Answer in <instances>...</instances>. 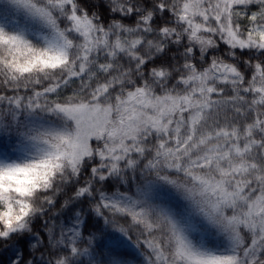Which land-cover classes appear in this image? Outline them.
Returning a JSON list of instances; mask_svg holds the SVG:
<instances>
[{"label":"snow or ice","instance_id":"snow-or-ice-1","mask_svg":"<svg viewBox=\"0 0 264 264\" xmlns=\"http://www.w3.org/2000/svg\"><path fill=\"white\" fill-rule=\"evenodd\" d=\"M5 253L264 264V0H0Z\"/></svg>","mask_w":264,"mask_h":264},{"label":"trees","instance_id":"trees-1","mask_svg":"<svg viewBox=\"0 0 264 264\" xmlns=\"http://www.w3.org/2000/svg\"><path fill=\"white\" fill-rule=\"evenodd\" d=\"M39 225H37V228ZM11 253H5L2 256H0V264H8V261L10 259Z\"/></svg>","mask_w":264,"mask_h":264}]
</instances>
